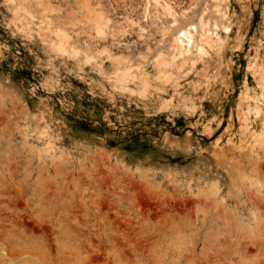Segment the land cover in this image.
<instances>
[{
	"label": "clouds",
	"instance_id": "clouds-1",
	"mask_svg": "<svg viewBox=\"0 0 264 264\" xmlns=\"http://www.w3.org/2000/svg\"><path fill=\"white\" fill-rule=\"evenodd\" d=\"M0 264H264V0H0Z\"/></svg>",
	"mask_w": 264,
	"mask_h": 264
},
{
	"label": "rangeland",
	"instance_id": "rangeland-1",
	"mask_svg": "<svg viewBox=\"0 0 264 264\" xmlns=\"http://www.w3.org/2000/svg\"><path fill=\"white\" fill-rule=\"evenodd\" d=\"M216 28L218 29L219 25H216ZM217 35H219V32H217ZM245 100L254 101V97L245 96ZM237 104H239V101L237 102ZM230 111L232 112L233 118L237 121H239L240 116L243 115L242 113H239L236 110H230Z\"/></svg>",
	"mask_w": 264,
	"mask_h": 264
}]
</instances>
